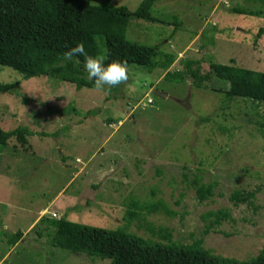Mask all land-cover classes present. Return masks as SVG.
<instances>
[{"label": "rangeland", "instance_id": "1", "mask_svg": "<svg viewBox=\"0 0 264 264\" xmlns=\"http://www.w3.org/2000/svg\"><path fill=\"white\" fill-rule=\"evenodd\" d=\"M111 1L130 11L141 2ZM234 8L264 11L260 0H156L158 21L131 18L126 37L158 45L155 63L167 53L174 61L151 70L128 65L117 92L76 89L45 76L22 80L0 67V82H19L16 92L0 93V127L27 126L33 133L26 149L15 138L0 147V264H109L50 244V220L63 215L156 241L165 242L166 233L183 244L201 239L223 257L258 254L264 246V104L229 100L226 81L212 76L198 86L187 72L204 76L211 61L232 59L264 72V33L256 40L264 17ZM185 99L189 108L180 103ZM197 181L213 184V196L199 201ZM236 190L255 198L235 204ZM158 202L172 214L142 209ZM219 209L231 218L205 233L210 220L204 216ZM129 211L139 218L130 222ZM17 231L23 237L8 244Z\"/></svg>", "mask_w": 264, "mask_h": 264}, {"label": "trees", "instance_id": "2", "mask_svg": "<svg viewBox=\"0 0 264 264\" xmlns=\"http://www.w3.org/2000/svg\"><path fill=\"white\" fill-rule=\"evenodd\" d=\"M155 1L141 0L138 7L130 11L113 5L111 0H102L98 5H93L91 0H0V67L18 72L22 80L45 76L74 84L76 89L96 88L84 70V57L74 58L67 66L60 60L67 48L83 42L90 54L102 55L104 49L106 62L119 59L126 61L127 66L144 65L151 70L158 64L161 68H169L174 61L173 55L167 53L163 62L155 63L158 45H144L126 37L131 18L158 21L152 14ZM260 1L264 5V0ZM232 11L264 17L260 8H234ZM263 33L260 28L256 40ZM187 72L195 78L198 86L212 76L226 81L228 86L223 92L229 100L239 98L257 106L264 104V72L238 67L234 59L228 65L211 61L209 73L204 76L190 69ZM181 75L185 80V74ZM18 84V81L0 82V93L16 92ZM113 89L117 92L118 86ZM32 134L27 126L11 131L0 127V147L4 148L9 139L15 138L26 149L29 147L28 137ZM199 183L196 182V193L202 202L213 196L214 185ZM254 198V192L241 190L234 191L231 196L235 204H251ZM137 203L134 201L132 205L137 206ZM158 203L155 206L147 204L142 209L147 213L162 211L172 214L162 203ZM128 217L131 222L139 218V214L129 211ZM204 217L210 220L205 230L208 233L210 228L230 219L231 214L226 209H219L208 212ZM50 224L53 227L52 246L73 254H86L90 259H109V264H264V246L251 260H239L214 254L203 247L201 239L183 244L171 240V235L166 233L162 235L165 242L156 241L129 233L126 228L104 229L82 225L64 215L50 220ZM22 237V232L17 231L9 234L7 242L14 246Z\"/></svg>", "mask_w": 264, "mask_h": 264}, {"label": "clouds", "instance_id": "3", "mask_svg": "<svg viewBox=\"0 0 264 264\" xmlns=\"http://www.w3.org/2000/svg\"><path fill=\"white\" fill-rule=\"evenodd\" d=\"M79 57H84V70L97 89H103L105 86L109 89L115 88L128 79L126 61L114 59L106 62V56L90 54L83 42L67 48L60 60L64 66H67L74 58Z\"/></svg>", "mask_w": 264, "mask_h": 264}, {"label": "water", "instance_id": "4", "mask_svg": "<svg viewBox=\"0 0 264 264\" xmlns=\"http://www.w3.org/2000/svg\"><path fill=\"white\" fill-rule=\"evenodd\" d=\"M189 99H185L180 101V103L182 104V106H184L185 108H189Z\"/></svg>", "mask_w": 264, "mask_h": 264}]
</instances>
